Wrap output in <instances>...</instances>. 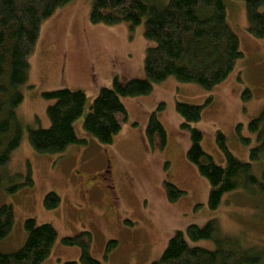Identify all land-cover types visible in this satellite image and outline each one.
Returning <instances> with one entry per match:
<instances>
[{"label":"rangeland","instance_id":"374dc122","mask_svg":"<svg viewBox=\"0 0 264 264\" xmlns=\"http://www.w3.org/2000/svg\"><path fill=\"white\" fill-rule=\"evenodd\" d=\"M92 2L73 0L42 23L37 46L29 57V78L22 87L24 100L17 109L26 126L49 127L47 108L53 101L43 93L61 88L86 93L84 112L76 120L78 128L80 121L83 126L94 89L110 86L111 62L118 65L121 77L117 76L124 81L144 78L146 51L155 45L145 37L144 23L135 29L128 23H92ZM229 2L228 22L240 37L244 57L224 82L207 90L172 77L156 84L149 95L124 99L126 107L130 103L129 128L138 132L146 129V110L149 119L163 104L159 119L166 129L164 144L157 135L147 139L144 130L140 137L133 134L134 138L118 134L111 144L90 137L85 143L71 145L76 149L42 153L31 146L25 134L3 174L11 184H0V206L11 204L15 209L14 227L0 240V251L12 252L24 245L28 218H35L38 224L50 223L58 231L54 250L43 264H83L81 248L62 242L63 237L83 231L92 234L91 253L102 264H151L162 256L177 230L192 224L203 226L212 219L219 221L225 235L264 251V192L252 194L237 188L224 195L217 209H211L210 181L187 158L191 132L183 127L184 118L177 111L178 102L199 105L211 98L201 120L192 125L203 133L204 151L226 166L217 143L218 134L223 133L230 151L238 159L250 161L258 137L249 123L264 110V38L249 33L244 0ZM137 98L147 99L146 110L141 101V112L133 110ZM253 166L261 178L264 156ZM29 174L32 186L8 190L7 186L23 183ZM166 182L185 191L178 201L167 199ZM51 191L61 202L48 209L44 199ZM113 241L116 246L108 251ZM190 244L216 249L213 240H190ZM259 264H264V258Z\"/></svg>","mask_w":264,"mask_h":264},{"label":"trees","instance_id":"16d2710c","mask_svg":"<svg viewBox=\"0 0 264 264\" xmlns=\"http://www.w3.org/2000/svg\"><path fill=\"white\" fill-rule=\"evenodd\" d=\"M71 1L0 0V184L10 183L3 179V174L26 133L31 146L42 153L61 154L71 145L87 140L79 138L74 127L87 103L83 90L61 88L43 93L45 99L53 101L47 108L49 127H28L17 113L24 100L22 87L29 78V57L37 46L42 23ZM244 2L249 33L264 38V0ZM229 3V0H93L92 23H128L132 29L144 23L145 37L155 45L146 51L144 78L124 81L116 75L110 86L99 90L89 104L84 130L98 142L111 144L124 126L131 123L125 98L149 95L156 84L172 77L207 90L224 82L244 57L240 37L228 22ZM210 100L199 105L178 102L177 111L184 118L183 127L191 132L187 158L210 181L209 207L217 209L224 195L237 188L252 194L264 192V171L259 178L253 166L264 156V110L249 123V129L258 137V145L251 148L250 161L238 159L230 151L226 136L218 134L217 143L226 158V166H221L204 151L202 131L192 127L201 120ZM163 108L161 104L150 114L145 129L147 139L157 135L161 144L166 140V129L159 119ZM33 184L29 174L23 183L7 188L14 192ZM165 192L170 202L178 201L185 193L170 182L165 183ZM44 200L46 208L53 209L59 206L61 197L51 191ZM14 223L13 205H1L0 240L8 237ZM24 227L26 242L15 251H0V264H43L52 254L58 240V231L52 224H38L35 218H28ZM190 240H213L216 249L192 245ZM62 242L81 248L83 264H102L91 253L90 232L65 236ZM115 246L116 242H110L107 250ZM263 258L264 251L248 248L236 237L225 235L219 221L212 219L203 226L192 224L177 230L162 256L151 264H259Z\"/></svg>","mask_w":264,"mask_h":264},{"label":"crops","instance_id":"0c3cea01","mask_svg":"<svg viewBox=\"0 0 264 264\" xmlns=\"http://www.w3.org/2000/svg\"><path fill=\"white\" fill-rule=\"evenodd\" d=\"M117 68H119L118 67V65L115 63V62H111L110 63V66H109V69H108V77H107V81H108V84H110L111 85V83L113 82V78L116 76V75H119L118 73L120 72ZM120 76V75H119ZM121 77V76H120ZM104 87V86H103ZM102 87H100V88H95L94 89V91L92 92V94L90 95V98H89V104H91L92 103V101H93V99L95 98V96L98 94V92H99V90L101 89ZM174 89V85H173V87H172V90ZM138 99V98H137ZM143 100V101H142ZM142 100H140V99H138V100H136L135 99V102H136V104L137 105H134L132 108H133V110H139L140 112H141V110H140V106H139V102L138 101H141V102H143V105H144V107H145V110H146V104L148 103V101H146L147 99L146 98H143ZM129 106H130V103H128L127 104V108H128V111H129V114H130V117H131V112H130V108H129ZM147 124H148V111L146 110V119H145V126H147ZM77 123L75 122V124H74V127H75V131H76V134H77V136H80L81 138H90L91 136L84 130V128H83V126H82V121H80L79 122V125H80V127L78 128L77 127ZM128 125V124H127ZM126 125V126H127ZM124 127L121 131H120V133H119V136L121 135V137L123 138V137H126V135H132L133 136V138H134V136L135 135H133V134H136L138 137H140V135H142L143 133H144V130L145 129H142L141 130V132H138V131H132V130H130V128H129V125L127 126V127ZM118 136V137H119ZM144 136V135H143ZM145 139V138H144ZM143 140V139H142ZM144 145H145V143H144ZM81 146V145H80ZM146 146V145H145ZM73 147V148H72ZM77 147H75V146H70L69 148H68V150L67 151H69V150H71V149H76ZM84 148L82 147V150H83ZM149 153L151 152V150H147ZM156 152V151H155Z\"/></svg>","mask_w":264,"mask_h":264}]
</instances>
